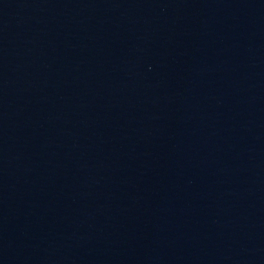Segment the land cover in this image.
I'll list each match as a JSON object with an SVG mask.
<instances>
[{"label":"water","instance_id":"water-1","mask_svg":"<svg viewBox=\"0 0 264 264\" xmlns=\"http://www.w3.org/2000/svg\"><path fill=\"white\" fill-rule=\"evenodd\" d=\"M0 264H264V0H0Z\"/></svg>","mask_w":264,"mask_h":264}]
</instances>
